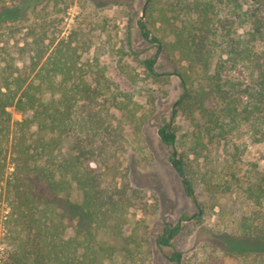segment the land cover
<instances>
[{"label":"trees","instance_id":"trees-1","mask_svg":"<svg viewBox=\"0 0 264 264\" xmlns=\"http://www.w3.org/2000/svg\"><path fill=\"white\" fill-rule=\"evenodd\" d=\"M50 1L13 0L8 7L0 0V29L28 13H39ZM169 6L173 15L162 14L161 35L145 22L137 25L141 37L176 68L182 93L172 115L180 111L190 120L201 119L208 132L222 128V116H227L226 124L244 121L255 133L264 105V61L254 51L256 42L264 43V0H175ZM61 32L62 28L45 44L29 29L13 50L22 65L0 67V199L10 209L0 264H103L121 254L122 264H136L144 250L135 234L126 235L124 228L131 198L141 196L136 190L130 197L117 188L106 191L92 168L107 154L97 139L108 133L115 150L122 147L118 131L101 125L90 110L108 90L106 77L96 58L95 65L86 68L80 61L79 48L85 43L80 34L70 30L59 38ZM141 63L148 77L163 76L154 69V58ZM241 67L248 84L223 74L226 68L232 72ZM211 99L223 104L219 116L207 104ZM9 108L21 113V119H13ZM157 135L164 145H175L172 121ZM170 162L189 198H195L194 180L214 192L216 184L205 174L195 177L183 157L172 153ZM242 192L249 210L237 221L240 247L235 238L225 240L228 247L223 252L264 261V175H257ZM74 194L78 202L72 200ZM71 220H76V228L67 236ZM180 228L178 223L165 224L155 245L170 247ZM243 241L253 246L244 247ZM168 260L181 264V253L171 251Z\"/></svg>","mask_w":264,"mask_h":264},{"label":"rangeland","instance_id":"rangeland-1","mask_svg":"<svg viewBox=\"0 0 264 264\" xmlns=\"http://www.w3.org/2000/svg\"><path fill=\"white\" fill-rule=\"evenodd\" d=\"M12 1L5 0L8 7ZM172 1L175 0H51L44 10L37 7L41 9L39 13H28L25 18L1 27L0 67L7 63L22 65L13 50L26 38L29 29L41 35L45 44L61 28L59 38L73 30L84 39L79 48L80 61L86 68L94 66L96 58L108 84V90L95 99L90 110L101 125L109 124L118 131L122 144L121 149L115 150L116 144L108 133L97 139L96 144L105 145L107 154L93 162L92 168L99 173L101 187L106 191L117 188L130 197L136 190L141 196L131 198L133 206L128 207L124 228L126 235L135 234L144 250L142 260L136 264H175L168 260L171 251L181 253V264H264L252 255L223 252L228 247L225 240L239 238L238 218L249 210L242 189L255 183L257 175H264V105L255 133L244 121L226 124L227 116H222L226 122L222 128L208 132L200 125L201 119L190 120L180 111L172 115L174 103L182 93L176 68L170 58L156 53V46L141 37L137 25L138 21L145 22L154 34L161 35L165 27L161 16L172 17ZM186 1L191 0H181ZM176 23L179 25V20ZM254 51L264 61V43L256 42ZM147 58H154V69L163 75L158 80L146 75L141 62ZM119 65L124 67L123 71ZM223 74L249 83L242 67L232 72L226 68ZM89 75L88 71V80ZM207 104L219 116L222 102L211 99ZM8 111L13 119H21V113L13 108ZM171 121L176 142L166 146L157 130ZM172 153L193 167L195 177H209L216 184L214 192L207 190L200 180H194L195 198H189L170 162ZM9 171L6 169V175ZM78 199L74 194L72 200ZM5 212L8 217L10 209L1 198L0 215ZM176 223L181 228L170 247L155 245L162 227ZM2 226L0 263L6 248L7 224L3 221ZM75 228L76 220L68 221L66 235H73ZM242 244L247 248L253 246L247 241ZM110 263H124L123 255L103 261Z\"/></svg>","mask_w":264,"mask_h":264},{"label":"built area","instance_id":"built-area-1","mask_svg":"<svg viewBox=\"0 0 264 264\" xmlns=\"http://www.w3.org/2000/svg\"><path fill=\"white\" fill-rule=\"evenodd\" d=\"M5 214H7V212H5L4 215L2 213V216L0 215V228L2 226L3 221L7 218V216ZM1 230H3V228Z\"/></svg>","mask_w":264,"mask_h":264}]
</instances>
